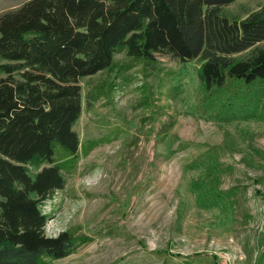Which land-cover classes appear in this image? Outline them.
Segmentation results:
<instances>
[{
	"label": "rangeland",
	"instance_id": "1",
	"mask_svg": "<svg viewBox=\"0 0 264 264\" xmlns=\"http://www.w3.org/2000/svg\"><path fill=\"white\" fill-rule=\"evenodd\" d=\"M27 1L0 0V15ZM263 7L238 0L223 13L243 20ZM159 59L160 76L136 67L90 107L89 89L116 77L80 83L74 129L100 144L42 209L47 236L71 230L92 241L51 264H264V83L228 81L208 94L199 60ZM197 191L218 199L205 205Z\"/></svg>",
	"mask_w": 264,
	"mask_h": 264
},
{
	"label": "trees",
	"instance_id": "2",
	"mask_svg": "<svg viewBox=\"0 0 264 264\" xmlns=\"http://www.w3.org/2000/svg\"><path fill=\"white\" fill-rule=\"evenodd\" d=\"M236 1L29 0L0 15V264H51L92 241L71 230L47 236L42 209L100 144H83L74 129L83 80L116 77L89 89V107L136 67L160 76L159 57L199 60L208 94L228 81L264 83V7L230 19L223 9ZM197 192L205 205L218 199Z\"/></svg>",
	"mask_w": 264,
	"mask_h": 264
}]
</instances>
